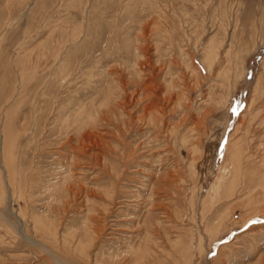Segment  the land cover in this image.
Here are the masks:
<instances>
[{
  "label": "rangeland",
  "instance_id": "rangeland-1",
  "mask_svg": "<svg viewBox=\"0 0 264 264\" xmlns=\"http://www.w3.org/2000/svg\"><path fill=\"white\" fill-rule=\"evenodd\" d=\"M0 264H264V0H0Z\"/></svg>",
  "mask_w": 264,
  "mask_h": 264
},
{
  "label": "bare ground",
  "instance_id": "bare-ground-1",
  "mask_svg": "<svg viewBox=\"0 0 264 264\" xmlns=\"http://www.w3.org/2000/svg\"><path fill=\"white\" fill-rule=\"evenodd\" d=\"M10 182H11V181H10ZM11 183H12V182H11ZM11 183H10V185H11ZM12 185H13V184H12ZM12 187H13V186H12ZM12 190H13V189H12ZM54 261L57 263V260L54 259Z\"/></svg>",
  "mask_w": 264,
  "mask_h": 264
}]
</instances>
